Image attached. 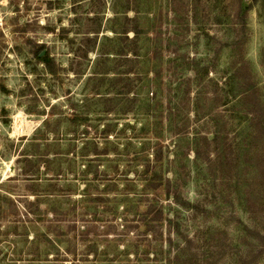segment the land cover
<instances>
[{
    "label": "rangeland",
    "instance_id": "374dc122",
    "mask_svg": "<svg viewBox=\"0 0 264 264\" xmlns=\"http://www.w3.org/2000/svg\"><path fill=\"white\" fill-rule=\"evenodd\" d=\"M85 192L73 250L46 212ZM38 230L64 264H264V0H0V264H48Z\"/></svg>",
    "mask_w": 264,
    "mask_h": 264
},
{
    "label": "trees",
    "instance_id": "16d2710c",
    "mask_svg": "<svg viewBox=\"0 0 264 264\" xmlns=\"http://www.w3.org/2000/svg\"><path fill=\"white\" fill-rule=\"evenodd\" d=\"M241 6H242V4H241ZM248 7H250V6H247L246 8H248ZM45 64L50 65L49 59H45ZM152 156H154V154H152ZM147 161H148V168H149L151 162H153L154 166H153L152 170H149V169L147 170V172H146L147 178H145V179H146V181L150 182V186L153 187V189H156L158 187L159 183L161 184V180H162L161 173L159 172V170L157 169V166H156V163L158 162V160L157 159L151 160L150 157L148 156ZM28 176H34V175L31 174ZM108 176L110 177L112 175H108ZM28 178L31 179L32 181H35L34 177H28ZM29 194H31L35 200V202L30 200V202H33V204L31 205V208L37 206L36 202H39V201H37V197L42 196V195L43 196L46 195V193H37V194L36 193H29ZM81 196L85 197V203H82L80 200L73 199V195H71L70 196L71 201L67 202L68 207L66 209H62L60 211H56V209H51V210L46 212V213H51L52 217L56 220V222H63L66 224L67 229L69 230V233H72V237L68 236V238H72V240L70 241V248L69 249H73V250L77 249L76 240L78 237L83 242H86V243L93 242L94 243L93 240H90L88 238L91 235V233L95 232L94 231L95 229H93V228H96V224L100 220V218L101 217L104 218L103 213H101L99 211L89 212V209L87 207V204H89V203H95V202L102 201V195L100 192H97V194H94L93 192H85ZM136 197L137 198H134L131 201L130 200H126V201H129V204H134L137 206L140 205L141 203H143V202L139 201L140 197H142V194H139V196H136ZM152 203H154V202H152ZM152 203L147 204V206H145L146 208L144 209V212L138 214L140 218L137 219V222H139V223H136V224H140L142 221L147 222V223H151L153 221L158 222L161 219L163 211L161 209H158L155 211L152 207V205H153ZM39 205H41V203H38V208L36 207L35 209H38L39 211H41V208H39ZM23 208H25V210L27 211V214L28 213L32 214L30 212L31 211L30 206H24ZM111 211H113V210H111ZM105 212L109 213V216H106L107 219L103 220L105 226L113 227L115 225V223L117 224L118 221L119 222L123 221L124 223H122V227L128 228L127 224H128V222H130L131 219L122 220L120 217H115V214L110 212L109 209H106ZM150 214L153 215V218H147V215H150ZM142 215L144 218H142ZM111 217H113V218H111ZM46 220H47V222H49L51 224L53 223V221H50L49 219H46ZM80 223H82L84 226H83V228H81L83 230H81L79 232L78 230H80V228H79ZM134 227H138V226L136 225ZM35 235L37 237L36 239L38 242L40 241V243H45V246L46 247L48 246L49 249H52V247H50V246H54V250L57 251L55 253L54 252L52 253L53 258H50V254L48 253V255H49L48 258H45V259L40 258V259H38V261H40V262L45 261L48 264H57V263L64 264V262H66L67 259L63 258V257H65L64 253L69 254V253H71V251L69 249H66V247L63 248V243H64V241L65 242L68 241V239H66V240L61 239V241L58 239H53L52 235H50V234L47 235L46 233L39 231V230L35 232ZM63 235L65 236L66 233H64ZM55 236H56V234H55ZM58 236H62V234H59ZM114 242H115V240H114ZM90 248L95 249V244L92 246H89V249ZM63 251H65V252L63 253ZM38 252H39V249L36 250V253H38ZM116 260L117 259H112V260L105 259L102 261L103 262L109 261V264L114 262V261L118 263V261H116ZM88 261H90V260H88ZM97 262H98V260H95L94 263H97ZM71 264H82V262H81V260L77 259V260H73Z\"/></svg>",
    "mask_w": 264,
    "mask_h": 264
}]
</instances>
